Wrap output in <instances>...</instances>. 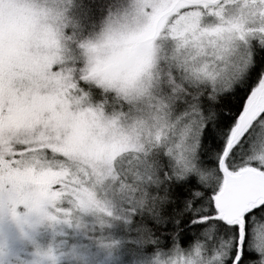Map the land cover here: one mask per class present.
Segmentation results:
<instances>
[{
  "label": "snow or ice",
  "instance_id": "snow-or-ice-1",
  "mask_svg": "<svg viewBox=\"0 0 264 264\" xmlns=\"http://www.w3.org/2000/svg\"><path fill=\"white\" fill-rule=\"evenodd\" d=\"M101 253L264 264V0H0V264Z\"/></svg>",
  "mask_w": 264,
  "mask_h": 264
},
{
  "label": "rangeland",
  "instance_id": "rangeland-1",
  "mask_svg": "<svg viewBox=\"0 0 264 264\" xmlns=\"http://www.w3.org/2000/svg\"><path fill=\"white\" fill-rule=\"evenodd\" d=\"M43 242L44 243H47V237H45V239H44ZM101 259L105 262V264H109V262L107 261V258L104 257V254L103 253H101Z\"/></svg>",
  "mask_w": 264,
  "mask_h": 264
}]
</instances>
